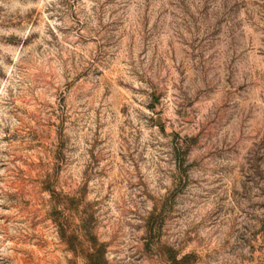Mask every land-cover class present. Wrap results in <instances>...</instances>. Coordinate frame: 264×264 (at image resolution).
<instances>
[{"label":"rangeland","instance_id":"rangeland-1","mask_svg":"<svg viewBox=\"0 0 264 264\" xmlns=\"http://www.w3.org/2000/svg\"><path fill=\"white\" fill-rule=\"evenodd\" d=\"M0 264H264V0H0Z\"/></svg>","mask_w":264,"mask_h":264}]
</instances>
